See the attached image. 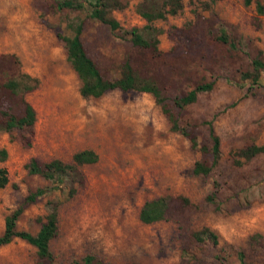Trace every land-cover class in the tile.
Here are the masks:
<instances>
[{"label":"rangeland","instance_id":"374dc122","mask_svg":"<svg viewBox=\"0 0 264 264\" xmlns=\"http://www.w3.org/2000/svg\"><path fill=\"white\" fill-rule=\"evenodd\" d=\"M56 0H0L1 74L24 72L38 85L24 95L35 111L30 129L0 131L7 156L0 166L8 182L0 188V233L3 219L30 192L16 221L18 230L35 233L48 211L58 205L57 232L49 242L53 264H81L93 254L109 264H264V151L234 163L235 151L264 145V14L256 1L181 0L180 9L154 19L156 50L131 44L127 31L141 28V0H106L108 25L82 9H57ZM82 21L80 39L103 76L119 77L128 61L141 77L152 78L167 97L178 123L198 145L209 147L210 121L219 139L220 156L204 176L191 172L201 154L188 138L171 131L153 97L136 90L111 89L83 98L79 80L65 57L57 33L71 35L70 24ZM224 32L228 41L216 36ZM263 62L256 83L242 78L251 61ZM212 81L183 108L172 104L196 84ZM13 112L20 113L19 103ZM91 149L93 163L78 174L51 181L30 173L28 163L52 159L69 162L71 155ZM217 183L215 203L204 197ZM54 187V188H53ZM167 196L164 219L144 224L138 211L145 200ZM186 199V202L183 200ZM216 233L215 245L198 242L202 228ZM0 264H44L32 245L13 238L0 246Z\"/></svg>","mask_w":264,"mask_h":264},{"label":"trees","instance_id":"16d2710c","mask_svg":"<svg viewBox=\"0 0 264 264\" xmlns=\"http://www.w3.org/2000/svg\"><path fill=\"white\" fill-rule=\"evenodd\" d=\"M106 0H56L55 7L57 9H82L83 3L88 7V16L108 25L110 30L119 28L117 20L105 16ZM248 3V0H245ZM181 7V0H141L137 6V12L145 20V24L141 28L132 27L127 33L131 44L136 47L150 48L156 50L157 38L156 29L150 24L154 19H163L166 15L175 14ZM254 9L257 14H264V4L256 1ZM71 35L57 33V36L64 43L65 57L70 67L74 71L79 80L78 92L81 97H98L104 92L111 89H119L121 91L136 90L149 93L156 104L159 105L162 113L165 115L169 129L179 132L186 136L190 142V146L196 148L201 156L193 162L191 172L194 175H207L213 166L217 163L220 150L219 139L214 134L210 121H206L208 127V136L210 140L209 147L198 145L193 134L182 127L178 123V118L169 106L167 97L162 93L156 82L149 77L138 76L131 68L128 61H124L121 65L120 75L117 78L109 79L102 75L94 61L87 55L83 43L80 39L82 29V21L69 25ZM216 38L233 46L224 32H221ZM263 69V62L259 57H254L251 61L250 71L243 72L242 78L250 79L251 83H256L260 71ZM0 81V131L10 132L12 130L30 129L35 122V111L31 104L25 99L24 95L38 85V79L24 72L15 74H1ZM213 82L207 81L196 84L192 89L186 91L180 96L172 98L174 107L180 109L185 105L196 100L197 94L208 91L212 88ZM17 103L20 104L21 110L19 114L13 112L12 108ZM264 145L251 144L242 149L235 151L236 156L233 161L240 164L241 160H248L254 155L263 152ZM7 156L6 149L0 148V162L4 161ZM97 159L96 154L91 149H82L71 155L69 162H63L59 159H52L41 164L31 159L28 163L30 173H38L51 181H61L64 178L75 176L78 174V167L82 164L93 163ZM8 182L7 172L4 167L0 166V188L4 187ZM217 183L213 182V188L204 199L209 203H215L217 193ZM54 188V187H53ZM34 191L27 194L23 201L3 219V229L0 233V246L9 243L13 238H19L32 245L35 253L44 264H53V253L50 250L49 242L57 232V216L58 205L54 202H48V211L43 217V221L35 233L16 228V221L22 213L25 204L35 200L36 193ZM186 202V199L183 198ZM168 197L157 196L152 199L145 200L139 208L138 219L144 224L152 223L165 218L168 210ZM193 238L198 242L208 241L215 245L217 243V235L208 228H202L193 232ZM251 239H261L264 241V235L252 234ZM236 255L239 261L244 264L243 253L237 251ZM81 264H109L99 259L93 254H85L80 258Z\"/></svg>","mask_w":264,"mask_h":264}]
</instances>
